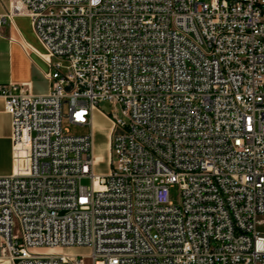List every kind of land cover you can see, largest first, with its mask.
I'll list each match as a JSON object with an SVG mask.
<instances>
[{"label": "built area", "instance_id": "built-area-1", "mask_svg": "<svg viewBox=\"0 0 264 264\" xmlns=\"http://www.w3.org/2000/svg\"><path fill=\"white\" fill-rule=\"evenodd\" d=\"M17 14L50 87L0 84V264H264V0H13L0 25Z\"/></svg>", "mask_w": 264, "mask_h": 264}, {"label": "crops", "instance_id": "crops-1", "mask_svg": "<svg viewBox=\"0 0 264 264\" xmlns=\"http://www.w3.org/2000/svg\"><path fill=\"white\" fill-rule=\"evenodd\" d=\"M12 1L0 0V14L9 10ZM44 50L28 15L6 18L0 25V84L22 83L33 94L47 93L50 81L48 64L41 56ZM11 144L10 116L4 111V100L0 97V176L13 171Z\"/></svg>", "mask_w": 264, "mask_h": 264}, {"label": "rangeland", "instance_id": "rangeland-1", "mask_svg": "<svg viewBox=\"0 0 264 264\" xmlns=\"http://www.w3.org/2000/svg\"><path fill=\"white\" fill-rule=\"evenodd\" d=\"M208 1V0H205ZM99 108L105 113H112V107L107 102L99 103ZM117 115H120L119 110H117ZM94 148L93 152L96 157H99L102 161H100L95 166L96 173H105L108 171V140L107 133L109 129V122L107 118H105L99 112H94ZM62 128L71 134H87L90 132L89 126H76L68 122L67 118L64 117L62 120ZM83 183H88L87 180L83 181ZM179 197V191L177 186H173L170 188V200L172 202H176ZM71 253H78L86 255L88 253V249L84 247H73L70 248ZM86 263L89 264L88 259H86Z\"/></svg>", "mask_w": 264, "mask_h": 264}, {"label": "bare ground", "instance_id": "bare-ground-1", "mask_svg": "<svg viewBox=\"0 0 264 264\" xmlns=\"http://www.w3.org/2000/svg\"><path fill=\"white\" fill-rule=\"evenodd\" d=\"M93 124H94V122H93ZM107 140H108V135H107ZM98 160H99V158H97Z\"/></svg>", "mask_w": 264, "mask_h": 264}]
</instances>
